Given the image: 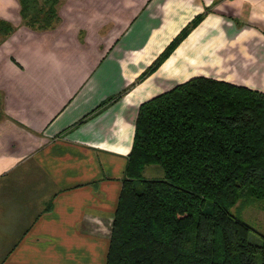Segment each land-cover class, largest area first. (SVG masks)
<instances>
[{
	"label": "crops",
	"instance_id": "1",
	"mask_svg": "<svg viewBox=\"0 0 264 264\" xmlns=\"http://www.w3.org/2000/svg\"><path fill=\"white\" fill-rule=\"evenodd\" d=\"M0 0V264H105L138 107L197 77L264 94V0ZM199 22L149 75L184 27ZM155 178H148V171ZM145 179H162L146 166Z\"/></svg>",
	"mask_w": 264,
	"mask_h": 264
},
{
	"label": "trees",
	"instance_id": "2",
	"mask_svg": "<svg viewBox=\"0 0 264 264\" xmlns=\"http://www.w3.org/2000/svg\"><path fill=\"white\" fill-rule=\"evenodd\" d=\"M58 2L19 0L22 23L54 28ZM13 31L0 20V40ZM152 165L162 179L143 177ZM240 201H264V94L205 77L178 84L138 107L105 264H264V236L251 242L230 211Z\"/></svg>",
	"mask_w": 264,
	"mask_h": 264
},
{
	"label": "rangeland",
	"instance_id": "3",
	"mask_svg": "<svg viewBox=\"0 0 264 264\" xmlns=\"http://www.w3.org/2000/svg\"><path fill=\"white\" fill-rule=\"evenodd\" d=\"M147 177L155 178V171H148ZM230 211L251 226L255 231L251 232L250 241L256 244L261 243L262 236H264V201H254L249 203L240 201L231 208Z\"/></svg>",
	"mask_w": 264,
	"mask_h": 264
}]
</instances>
